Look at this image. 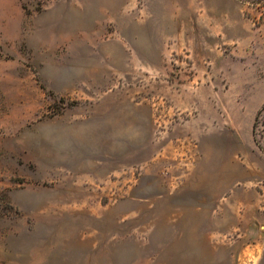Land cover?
I'll list each match as a JSON object with an SVG mask.
<instances>
[{"label":"rangeland","instance_id":"obj_1","mask_svg":"<svg viewBox=\"0 0 264 264\" xmlns=\"http://www.w3.org/2000/svg\"><path fill=\"white\" fill-rule=\"evenodd\" d=\"M263 106L264 0H0V264H264Z\"/></svg>","mask_w":264,"mask_h":264},{"label":"trees","instance_id":"obj_2","mask_svg":"<svg viewBox=\"0 0 264 264\" xmlns=\"http://www.w3.org/2000/svg\"><path fill=\"white\" fill-rule=\"evenodd\" d=\"M246 2H248V1H246ZM248 3H250V2H248ZM263 113H264V106L257 113L256 120H255V123H254V128L257 127V124H258V122L260 120V117L263 115Z\"/></svg>","mask_w":264,"mask_h":264}]
</instances>
